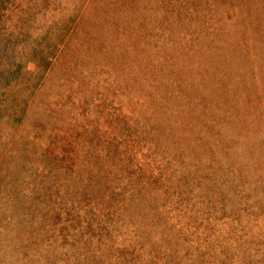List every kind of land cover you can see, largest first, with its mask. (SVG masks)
<instances>
[{"label": "rangeland", "instance_id": "1", "mask_svg": "<svg viewBox=\"0 0 264 264\" xmlns=\"http://www.w3.org/2000/svg\"><path fill=\"white\" fill-rule=\"evenodd\" d=\"M0 264H264V0H0Z\"/></svg>", "mask_w": 264, "mask_h": 264}]
</instances>
